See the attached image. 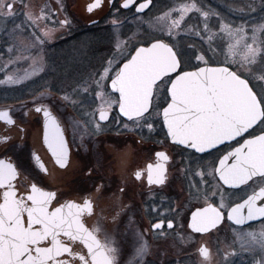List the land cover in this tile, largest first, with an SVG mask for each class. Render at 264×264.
I'll list each match as a JSON object with an SVG mask.
<instances>
[{
    "label": "flooded vegetation",
    "instance_id": "flooded-vegetation-1",
    "mask_svg": "<svg viewBox=\"0 0 264 264\" xmlns=\"http://www.w3.org/2000/svg\"><path fill=\"white\" fill-rule=\"evenodd\" d=\"M243 1L245 12L240 16L247 26V0ZM94 2L24 0L21 32L28 42L32 40V53L45 59L46 68L33 85L21 88L18 93L3 91L0 94V141L19 145V148H5L0 143V159L6 154L14 164L18 160L24 164L23 168H17L14 181L17 198L31 194V183L36 182L32 179L33 170L38 172L39 168L36 161L28 157L39 156L46 169L40 175L48 178L46 183L42 182L45 191H55L58 196L64 192L63 199L68 202L83 204V200H88L91 210L82 214L81 222L101 244L117 250L116 264H198L210 255L204 236L219 226L246 230L264 222L261 219L241 226L225 216L221 224L205 233L195 232L189 224L196 209L209 204L218 207L220 195L234 207L251 194L248 185L253 181L259 184V178L253 177L247 184L230 187L219 180L218 171L216 179L207 173L208 165L213 162L219 169L216 161L221 152L225 149L231 151V145L239 146L245 139L258 135L260 128L255 127L254 135L244 133L219 145L218 149L204 153L182 152V145L176 146L170 138H165L166 125L155 123L152 131L146 127L128 131L124 124L131 125V121L123 117L116 106L108 109L107 120H100L101 91L111 93L113 97L118 93L112 90L110 79L104 81L103 89L96 88L94 81L104 72H93V69L107 65L115 52L124 49L126 58L117 59L114 70L108 73L114 76L138 47L149 46L138 43L146 34L163 36L175 42L187 57L196 51L206 59H229L219 54V48L204 45L198 34L188 37L187 33L188 29L195 28L208 41L217 43L220 17L233 13H229L230 9L221 10L218 0H150L142 12L137 8L146 0H134L127 9L122 7L125 0H103L101 9L89 12L88 5ZM9 3L11 7L6 9L10 13L14 3ZM193 4L194 9L181 11ZM166 12L169 15L163 32L147 24L154 16ZM173 22L178 23L173 25ZM169 31L172 32L170 37ZM6 37V31L0 30V55ZM209 65L224 66L218 63ZM232 67L236 68V65L233 63ZM17 95L20 96L15 97ZM60 95L68 99L60 98ZM168 102L170 91L161 97L163 107H167ZM36 107L49 110L64 129L72 160L70 168L61 169L44 144L43 112L36 113ZM98 125L102 130L97 131ZM18 129H24V134L20 135ZM5 133H8L7 137ZM21 148L23 156L20 155ZM159 151L165 152L167 161L158 159L156 153ZM157 163H164L166 179L163 185L148 182V166ZM138 172L141 173L139 178L136 176ZM259 189L257 186L256 191ZM4 190L0 189V203ZM213 192L217 195H212ZM204 193H208L207 203ZM52 204L59 206L55 200ZM155 223H162L163 227L157 230L153 226ZM233 238L231 235L230 239ZM61 239L73 250L71 257L65 253L61 259H67L69 264H82L79 255L91 259L84 243L79 240L69 243L67 237ZM142 242L148 245V254L143 257L139 254ZM202 248L208 249L207 256L200 251ZM130 256H135L134 260ZM250 259L252 254L247 253V262Z\"/></svg>",
    "mask_w": 264,
    "mask_h": 264
},
{
    "label": "snow or ice",
    "instance_id": "snow-or-ice-1",
    "mask_svg": "<svg viewBox=\"0 0 264 264\" xmlns=\"http://www.w3.org/2000/svg\"><path fill=\"white\" fill-rule=\"evenodd\" d=\"M102 2L103 0H95L88 5L87 10L92 12L94 9H101ZM133 2L134 0H125L122 7L127 9ZM149 2L150 0H146L140 4L137 11L142 12ZM4 7L10 8L11 4H5ZM190 8L194 9L195 5L185 6L181 11L186 12ZM177 23L173 22V25ZM222 31L238 43L246 41L243 25L232 28L230 24H225L222 25ZM258 33H264V24L253 29V43L257 42ZM168 35L170 37L172 32L169 31ZM153 40L157 42L153 43ZM138 43L150 46L138 47L135 55L123 64V68L110 76L108 73L114 70L115 61L126 58L124 49L114 53L112 60L107 62L104 75L94 81L96 88L103 89L104 81L110 79L112 90L118 93V96L113 97L111 93L101 91L100 120H107L108 109L116 106L122 116L131 121V125L124 124L128 131L136 127H146L152 131L154 124L160 123L167 127L166 139L170 138L176 146L182 145V152L193 150L194 153L218 149L219 145L235 140L244 133L252 136L255 127L264 132V57L260 60L259 77L245 67V63L251 65L255 62L258 49L244 43L247 50L244 62H235L239 66L233 68L234 61L227 58L223 61L206 59L196 51H193L191 57H187L175 42L163 36L146 34ZM259 43L264 45V40ZM210 63L224 66L211 67L208 66ZM169 91L170 102L167 107H163L161 97ZM64 99L67 100L68 97L65 96ZM35 112H43V142L55 163L61 169L70 168L72 160L69 143L60 122L47 109L36 107ZM250 129L253 131H249ZM100 130L102 128L98 125L97 131ZM18 131L20 135L24 134V129ZM4 135L7 137L8 133ZM0 143L5 148H19V145L8 144L6 140ZM230 147L231 151L225 149L227 154L221 152L217 157L219 169H216L213 162L208 165L207 174L216 179L215 173L218 171L219 180L230 187L247 184L253 177L259 178V184L253 181V184L248 185L251 194L243 203H235L234 207L220 195L218 207L209 204L195 212L191 217V228L197 233L215 228L225 216L237 225L264 217V206H257L258 200L264 203V134L245 139L239 147ZM20 155L23 156L22 148ZM156 156L159 160H168L164 151L157 152ZM28 159L36 161L39 171L33 170L35 174L32 179L36 182L31 183V194L26 198H17L14 184L18 175L17 168H23V162L18 160L14 164L6 154L5 158L0 159V189H5L3 202L0 203V264H69L67 259L61 257L65 253L71 257L73 250L61 237H67L69 243L79 240L87 246L91 259L79 255L78 260L82 264H116L117 250L101 244L81 222L82 214L91 210V203L88 200H83V204L68 202L63 199L66 195L64 192H60L58 196L55 191H45L42 182L46 183L48 178L40 175L46 171L40 163V157L29 156ZM229 160L233 162L228 163ZM147 171L149 184H164V163L149 165ZM140 175L141 173H136L137 178ZM38 184L42 186L38 187ZM257 186L260 188L259 192L256 191ZM212 195L217 193L213 192ZM204 198L207 203L208 193H204ZM53 200L59 206L53 205ZM153 226L159 230L163 224L155 223ZM168 227L171 228L172 225L169 223ZM247 235L253 240L257 239L254 233ZM260 246L264 249V231L260 233ZM200 251L205 256L209 254L207 248ZM139 254L141 257L148 254L146 242H142Z\"/></svg>",
    "mask_w": 264,
    "mask_h": 264
},
{
    "label": "rangeland",
    "instance_id": "rangeland-1",
    "mask_svg": "<svg viewBox=\"0 0 264 264\" xmlns=\"http://www.w3.org/2000/svg\"><path fill=\"white\" fill-rule=\"evenodd\" d=\"M10 1L14 3V7L9 13L4 5ZM218 3L221 10L230 9L229 13H233V15L220 17L222 21L219 23L217 43L208 41L206 36L196 32L195 28L188 29V37L192 34H198L201 36L204 45L219 48V54L229 57L228 60L234 61L236 67L239 65L235 62H244L247 51L244 48V43L258 49L255 62L251 65L245 63V67L259 77L261 75L259 71L260 60L264 57V45H261L259 41L264 40V33L257 34L256 43H253L252 37L253 29L259 24H264V0H247V26L244 25L243 18L240 16L242 12H245V2L243 0H218ZM24 8V0H0V30L2 32L6 31L7 34L0 55V94L4 93L3 91L18 93L21 88L33 85L46 68L45 59L43 60L39 54L32 53V44H30L33 43L32 40L29 39L28 42L22 35L21 21H23ZM167 15H169L167 12L162 16L156 15L147 24L163 32L166 27L165 19ZM225 24H230L232 28L243 25L246 41L238 43L236 39L229 37L226 32L222 31V25ZM100 66L93 69V72H104L107 65H103L102 68ZM87 84L89 85V82ZM44 86L46 85L44 84ZM64 97V95H60V98ZM262 231H264V222L246 230L231 229L227 225L219 226L218 229L204 236V242L210 248V255L203 258L198 264H230L233 262V264H264V249L260 246V233ZM248 233L256 234L257 239H251L247 235ZM231 235L234 237L233 239H230ZM247 253L252 254V259L249 262H247ZM134 257H132V260H134Z\"/></svg>",
    "mask_w": 264,
    "mask_h": 264
},
{
    "label": "water",
    "instance_id": "water-1",
    "mask_svg": "<svg viewBox=\"0 0 264 264\" xmlns=\"http://www.w3.org/2000/svg\"><path fill=\"white\" fill-rule=\"evenodd\" d=\"M157 42V41H156ZM0 43H1V39H0ZM154 43V42H153ZM150 46V45H149ZM149 46H142V47H149ZM135 55V53L133 54V56ZM208 66H211V67H215V66H212V65H208ZM123 68V67H122ZM251 130V129H250ZM262 134H264V132H261V133H259L258 135H262ZM238 138V137H237ZM252 138H255V136L254 137H252ZM252 138H249V139H252ZM242 144V143H241ZM241 144L239 145V146H241ZM239 146H237V147H239ZM260 190V189H259ZM259 190L257 191V192H259ZM244 201H242V202H240V203H243ZM209 206V205H208ZM208 206H206V207H208ZM211 206H214V205H211ZM257 206L259 207V206H264V203H262L260 200H258L257 201ZM215 207V206H214ZM203 208H205V207H203ZM203 208H199V209H196L195 211H194V213L195 212H197L198 210H201V209H203ZM194 213H192V215L194 214ZM192 215H191V217H192ZM245 215H246V210H245ZM261 219H264V217H258V218H256V219H252V220H247V221H245L244 223H242L241 224V226H243V225H246V224H249V223H252V222H257V221H259V220H261ZM234 224H235V222L233 221V220H231ZM222 222V221H221ZM221 222H219L218 224H217V226L219 225V224H221ZM190 227H191V224H192V219H190ZM237 225V224H236ZM202 233H205V232H202ZM101 243V242H100Z\"/></svg>",
    "mask_w": 264,
    "mask_h": 264
}]
</instances>
